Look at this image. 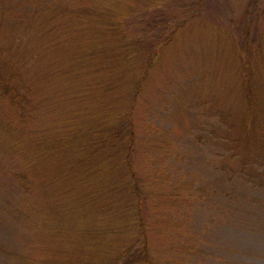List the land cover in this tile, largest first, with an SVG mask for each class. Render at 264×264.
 <instances>
[{
    "label": "rangeland",
    "instance_id": "1",
    "mask_svg": "<svg viewBox=\"0 0 264 264\" xmlns=\"http://www.w3.org/2000/svg\"><path fill=\"white\" fill-rule=\"evenodd\" d=\"M117 1L138 15L150 3ZM163 1L167 24L153 28L162 20L154 13L140 21L138 30L127 25L126 41L98 26L89 36L86 31L72 35L65 41L70 49L81 54L87 39L86 45L96 49L93 56L80 58L69 48L42 46L47 43L39 33L44 14L33 15L27 24L13 15L11 21H0V67L8 78L16 72L11 82L27 95L25 108H16L0 90V264H119L113 256L130 242L132 257L140 256L135 250L144 240L135 229L104 240L92 237L98 213L82 203L84 175L80 168L65 170L68 160L69 165L80 161L78 145L50 149L49 142L67 126L92 124V115L84 113L74 94L79 76L92 67L99 73L111 66L122 73L115 81L131 85L140 74L134 66L138 49H132L136 39L162 43L171 15L187 9L191 18L163 44L135 109L142 150L157 164L178 162L170 165L177 193L165 180L151 186L173 204L164 207L166 226L151 224L150 255L160 264H264V0ZM71 65L78 70L66 73ZM245 93L251 99L246 116L255 108V122L247 119L253 125L241 120ZM114 95L118 101L125 98L121 107L126 111L127 93ZM109 98L106 108L114 101ZM216 110L231 117L217 121ZM136 164L148 174L141 153ZM165 230L176 232L175 243L167 242Z\"/></svg>",
    "mask_w": 264,
    "mask_h": 264
},
{
    "label": "trees",
    "instance_id": "2",
    "mask_svg": "<svg viewBox=\"0 0 264 264\" xmlns=\"http://www.w3.org/2000/svg\"><path fill=\"white\" fill-rule=\"evenodd\" d=\"M148 1L150 2L147 5L148 8L144 7L145 12L142 15H138L136 11L128 13L127 7L121 5L118 1L112 2V0H0V21L2 19L11 21L13 20L11 15H13L14 18L19 16V20L23 24H27L29 18H32L33 15L44 14L45 26L41 25L42 29L39 33L41 39L47 41V43L44 42L45 46H42H50L57 50L63 47L68 49L69 47L66 46L65 41L70 40L72 35L75 38L78 36L77 33L86 31L89 36L90 30L94 31L96 26L107 35L118 36L121 34L119 37L126 41L129 38L125 29L126 26L131 24L138 30L142 26L140 21L150 20L154 13L155 15L160 13L161 16L158 15V18L162 17V20L157 21L153 28L167 24L168 20L164 21L162 16L163 3L161 2L163 0ZM151 12L153 13L151 14ZM180 12L190 14L184 17ZM180 12H175L173 16L171 15L172 18L175 17V20L169 18V29L164 34V38L162 35V43L150 45L147 40L137 38L138 35H136V44L132 49H138L140 58L136 56L134 66L140 70V74L131 83L132 87L130 84L125 85L122 83L124 82L122 80L115 81V78H118L119 74L122 73L117 70L114 71L111 66L103 71L99 69V73L92 72L95 67L87 69L82 76H79L80 73L77 72L78 78L81 79V85L74 90V94L82 101L81 105L84 106V113L86 111L87 115H92L90 117L92 124L67 126L58 137L52 138L51 142H49L50 149H57L60 146L67 148L72 144L78 145L76 153L80 161L69 165L68 160L65 170L69 174L80 168L84 175L83 182H80L82 187L84 186V189L80 192L82 203L88 210L98 213L96 224H99V226L96 224L92 226L93 228L90 230L92 237L98 240L103 238L104 240L113 235L125 234L128 230L135 229L139 232L138 238L144 240L141 241L143 243L142 246L135 250L140 255H136L135 258L132 257V253H134L132 242L122 243V248L119 252L120 256H113L114 260L118 261L119 264H131L134 261L160 264L150 255L151 249H149L148 245V235L153 229H151V224L152 226L153 224L166 226L168 220H164L166 219L164 207L168 203L173 204V202L167 200V194H163L162 191L155 193L156 189L151 188V186H160V183L165 180L168 186L177 193L178 185L175 184L174 169L170 168V165L175 166L178 162L173 160L172 163L168 164L169 166L157 164L156 161L150 159L149 152L145 153V150H142L140 143H138L139 133L135 120V109L137 98L143 90L146 76L159 58L163 44H168L175 33L184 26L187 18L192 16V12L189 9L186 11L180 10ZM181 17L184 18L180 19ZM148 27L151 28V26ZM86 42L81 54L76 49L74 51L69 48L71 50L70 53H73V56L78 58H80L78 54L93 56L96 53V49L88 47ZM143 43L144 46H142ZM103 62L106 65L105 63L108 60L104 59ZM71 67L65 69L66 73L70 72V70H78L76 66L71 65ZM57 71L59 74L64 72L61 68L60 70L57 69ZM16 77V72L13 70L9 78L6 77L3 67H0V90L4 97H9L10 103L15 105L13 107L23 106L25 108L24 102L27 101L26 91L18 90L17 86L11 82V79ZM122 91L127 93L128 106L126 111L121 107L125 103V98L122 101H118L114 95ZM246 96L248 97L247 101L245 99ZM104 97L106 98L104 99ZM109 97H114L113 106L108 103L110 107L106 108L105 105L112 99ZM100 100H103L101 103L103 109L101 112H97ZM241 103L243 117L241 120L244 121V124L248 118H252V121L254 120L255 122L254 107L252 109L253 115L246 116V111L248 110L249 114H251L249 93L248 95L245 93ZM219 111L217 112L216 110L213 114V117H217V121H226V118L231 117V114H227L226 117L222 116V112ZM145 120L147 121V118L144 119V122ZM252 121L247 120V125H253ZM148 124L146 122V127ZM200 133L198 137L205 145L206 141L204 139H206V136L203 132ZM206 133L207 137H212L208 130H206ZM138 153L143 155L145 163L150 167H147L148 174L145 173L144 169L139 170L137 167ZM178 169H181L179 165ZM166 173L167 177L164 178ZM172 196L177 197V194ZM182 207L181 209H183ZM174 213L175 210L173 209L171 216ZM179 214L177 213V215ZM152 219L155 220L152 221ZM163 228H160V231ZM164 232L169 236L167 242L175 243L176 232L172 230H165ZM116 263L110 261L102 264Z\"/></svg>",
    "mask_w": 264,
    "mask_h": 264
}]
</instances>
